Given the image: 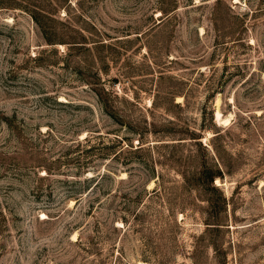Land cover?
Masks as SVG:
<instances>
[{
	"label": "rangeland",
	"instance_id": "1",
	"mask_svg": "<svg viewBox=\"0 0 264 264\" xmlns=\"http://www.w3.org/2000/svg\"><path fill=\"white\" fill-rule=\"evenodd\" d=\"M0 264H264V0H0Z\"/></svg>",
	"mask_w": 264,
	"mask_h": 264
},
{
	"label": "trees",
	"instance_id": "2",
	"mask_svg": "<svg viewBox=\"0 0 264 264\" xmlns=\"http://www.w3.org/2000/svg\"><path fill=\"white\" fill-rule=\"evenodd\" d=\"M40 13L41 12H39L38 10H33V11H31V13H30V16L32 17V19L34 20V22L36 23V24H39L40 23V21H39V15H40ZM39 26H40V24H39ZM117 142L119 143V142H121L120 140H117ZM116 144H114V146H115ZM124 145H126V147H132V145L131 144H129V143H126V144H124ZM123 147V146H122ZM121 147V148H122ZM143 146H139V147H137V148H135L136 150H140L141 148H142ZM123 149H121L120 151H122ZM113 157H115V155L113 156ZM112 157V158H113ZM111 158V157H110ZM204 175H206V180H205V182L206 183H208L209 185H210V187H214V185H213V182H214V180H215V177L217 176V177H220V178H222V174H221V169H217L216 171H214V172H212V171H206V172H204L203 173ZM93 177L94 176H92V177H90L89 179H87L86 180V182L88 183V184H90V182H92V180H93ZM103 176H101L100 178H102ZM96 185V184H95Z\"/></svg>",
	"mask_w": 264,
	"mask_h": 264
},
{
	"label": "bare ground",
	"instance_id": "3",
	"mask_svg": "<svg viewBox=\"0 0 264 264\" xmlns=\"http://www.w3.org/2000/svg\"><path fill=\"white\" fill-rule=\"evenodd\" d=\"M215 116H216L217 118H219V117H220V116H219V112H218V111L216 112ZM218 120H219V119H218Z\"/></svg>",
	"mask_w": 264,
	"mask_h": 264
}]
</instances>
